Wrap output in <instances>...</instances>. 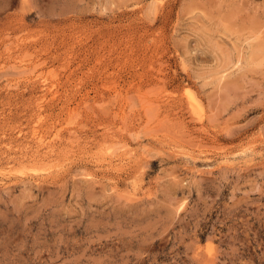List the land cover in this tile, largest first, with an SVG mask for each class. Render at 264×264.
<instances>
[{
    "label": "rangeland",
    "instance_id": "374dc122",
    "mask_svg": "<svg viewBox=\"0 0 264 264\" xmlns=\"http://www.w3.org/2000/svg\"><path fill=\"white\" fill-rule=\"evenodd\" d=\"M0 264H264V0H0Z\"/></svg>",
    "mask_w": 264,
    "mask_h": 264
}]
</instances>
